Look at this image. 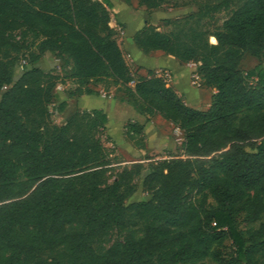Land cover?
I'll return each mask as SVG.
<instances>
[{
  "label": "trees",
  "instance_id": "trees-1",
  "mask_svg": "<svg viewBox=\"0 0 264 264\" xmlns=\"http://www.w3.org/2000/svg\"><path fill=\"white\" fill-rule=\"evenodd\" d=\"M137 3L196 6L132 39L145 54L195 63L214 91L206 109L130 68L108 0H0V264H264V62L240 68L246 53L264 58V0ZM45 53L69 67L68 96L115 86L182 131L181 153L122 164L99 108L56 124L60 77L35 64ZM21 55L32 65L14 79ZM123 135L145 148L144 124L125 123ZM139 178L148 198L127 202Z\"/></svg>",
  "mask_w": 264,
  "mask_h": 264
},
{
  "label": "rangeland",
  "instance_id": "rangeland-1",
  "mask_svg": "<svg viewBox=\"0 0 264 264\" xmlns=\"http://www.w3.org/2000/svg\"><path fill=\"white\" fill-rule=\"evenodd\" d=\"M108 1L111 3L112 7L109 12L110 15L111 13L113 14L111 15V18L113 26L116 28V39H119L123 34V27L119 20H124L126 22V35L129 37L134 31L143 25L145 19L148 20L146 23L152 21V23L158 26L161 30H167L168 27L164 21L165 17L175 18L196 10V6L191 5L184 8L171 9H168L170 7H161L159 9L147 11L144 7L138 5L137 0ZM224 16L225 14L223 13L219 14V20ZM118 27H122V29L118 30ZM56 59L54 62L47 59L42 62H39L38 60L39 63H35L44 70H52L60 77V83L54 89L57 97L51 105L52 118L56 124L63 123L65 118L74 110H80L79 105L104 108L108 116L107 128L104 134L105 136H109L108 139H104V144L111 152H113V156L115 155L122 160V164L139 160L146 164L149 160H157L169 157L172 154L181 153L180 146L183 134L178 128L158 115L152 116L151 119H147L145 115H138V110L131 102L130 98L115 86L107 88L102 86V91H97L95 95L86 97L85 100L80 103L68 96V90L72 91L75 88L74 82L67 75L70 69L67 65L63 64L62 61ZM260 62L263 63L264 58L257 59L246 53L240 63V68L243 71H246ZM170 63L175 65V67L172 68L174 78L172 80V75L170 73L169 77L164 78L166 79V83L168 84L172 81L175 88L184 93V99L188 106L200 110L206 109L211 102V95L208 88L202 84L199 76L195 72H191L192 69L195 70L196 64L189 62L187 65L186 63L180 62L175 57L166 54L163 57L158 58V65L160 66L167 64L170 65ZM31 65L32 64L28 61V56L21 55L15 67L14 79L19 76L25 68ZM176 69L180 70L177 71ZM164 70L168 69L162 68L155 72V74L160 75ZM60 85L65 88L63 92ZM62 100H66L67 106L62 113H59L56 108ZM129 121L144 123V125L147 126L144 133L145 138L148 139V144H145L144 153L140 150H136L135 147H133V145L123 136V124ZM144 156H148L149 159H145ZM137 185V191L127 199V202L148 198V195L142 189L141 178L137 179ZM239 224L240 226L244 225L242 217H239ZM223 251L228 255L230 251V240L226 241V248H224ZM210 264L213 263L211 262Z\"/></svg>",
  "mask_w": 264,
  "mask_h": 264
},
{
  "label": "crops",
  "instance_id": "crops-1",
  "mask_svg": "<svg viewBox=\"0 0 264 264\" xmlns=\"http://www.w3.org/2000/svg\"><path fill=\"white\" fill-rule=\"evenodd\" d=\"M111 9H112V7L109 8V10H111ZM168 9H171V8H168ZM111 15H113V14L111 13ZM165 18H168V17H165ZM119 21L121 22L122 27H123V34H122V36L119 39H116V40H117L118 45L120 46V49L122 51V55H123L126 63L130 66V68L133 71H136L138 74L143 75V76L146 75V71L147 70H152V71L157 72L158 70H160L162 68L168 69V71L172 75V80H173V78H174V72L172 71L173 70L172 68L175 67V65L173 63H170V65L167 64V65H163V66L158 65V58L163 57L165 54L161 50H154V51H152V52H150L148 54H145V53L141 52L136 47V45H135V43H134V41L132 39V36L135 33V31L128 37L126 35V22L124 20H119ZM147 21L148 20L145 19L143 21L144 22L143 25H145ZM149 23L155 25L154 23H152V21H149ZM143 25H141L140 28ZM47 59L48 60H51L52 62H54V60L56 58H54V56L52 54H50V53H45L40 58L39 62H42L43 60H47ZM56 60H58V59H56ZM186 64L188 65V63H186ZM38 67H40V66L38 65ZM40 68H42V67H40ZM176 70L179 71L180 69H176ZM191 72L193 73V72H195V70L192 69ZM168 85L172 86L173 89L183 98L184 102L186 103V101L184 99V93L183 92H180L178 89H176L175 86L172 84V81H171V83H168ZM60 87H61L62 92H63V90L65 89L64 86H61L60 85ZM90 87H92L96 91H102V85L101 84L90 85ZM208 90L210 91V95L212 96V94H213L214 91L212 89H210V88H208ZM95 94L96 93H94V94H83V95H81L79 97L78 96H75V95H72V99H74L78 103H80L83 100H85L86 97L93 96ZM79 106H80V110H90V109L96 108V107H85L84 105H79ZM97 108H99V107H97ZM99 109L104 110V112L106 113V110L104 108H99ZM137 114L138 115H143V114H140L138 112H137ZM158 116H160V115H158ZM146 118L147 119H151V117L148 118L147 116H146ZM169 123H171V122H169ZM142 124H144V123H142ZM123 125H125V124H123ZM146 128H147V126L144 125V132L146 131ZM123 130H124V127H123ZM178 130L182 133V131L180 129H178ZM144 135H145V133H144ZM145 144H148V139L147 138H145ZM136 150H140V151H142V153H144L145 148L144 149H136Z\"/></svg>",
  "mask_w": 264,
  "mask_h": 264
},
{
  "label": "built area",
  "instance_id": "built-area-1",
  "mask_svg": "<svg viewBox=\"0 0 264 264\" xmlns=\"http://www.w3.org/2000/svg\"><path fill=\"white\" fill-rule=\"evenodd\" d=\"M121 29H122V27H118V30H121ZM193 75H196V74H193ZM158 76H160L161 78L164 79L165 77H169L170 76V72L168 70H164V72L161 73ZM164 80L166 81V79H164Z\"/></svg>",
  "mask_w": 264,
  "mask_h": 264
},
{
  "label": "bare ground",
  "instance_id": "bare-ground-1",
  "mask_svg": "<svg viewBox=\"0 0 264 264\" xmlns=\"http://www.w3.org/2000/svg\"><path fill=\"white\" fill-rule=\"evenodd\" d=\"M210 41H211V42H215L216 40H215L214 37H210Z\"/></svg>",
  "mask_w": 264,
  "mask_h": 264
}]
</instances>
